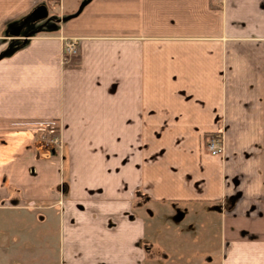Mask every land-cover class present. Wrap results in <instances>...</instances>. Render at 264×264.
Returning <instances> with one entry per match:
<instances>
[{"label":"crops","instance_id":"crops-1","mask_svg":"<svg viewBox=\"0 0 264 264\" xmlns=\"http://www.w3.org/2000/svg\"><path fill=\"white\" fill-rule=\"evenodd\" d=\"M32 202L0 264H264V0H0V210Z\"/></svg>","mask_w":264,"mask_h":264},{"label":"rangeland","instance_id":"rangeland-1","mask_svg":"<svg viewBox=\"0 0 264 264\" xmlns=\"http://www.w3.org/2000/svg\"><path fill=\"white\" fill-rule=\"evenodd\" d=\"M79 1L81 4L86 2V0H79ZM55 149L61 152L63 150V145L61 149L57 147ZM61 204H63L62 201L60 202V205ZM51 205H55V204H51ZM41 207L37 203L32 202L28 204V207L25 209L26 211L25 210H19V211L18 210H11V211L0 210V233H2V236H4L7 232V230L5 229V226L8 224L9 226L13 227V229L8 231L9 233L8 236L12 235L15 237L14 242L17 244L16 245L17 247L15 246V248H22L21 241L23 239H27V240L29 239V241H32L33 239H35L37 237V234L39 233V226H40L39 224L41 220L38 217L40 216L39 214L41 213L42 208H43ZM6 249L7 247L5 245H0V253L6 254ZM31 250L32 251L34 250L33 247L31 248ZM1 263L5 264V262H1Z\"/></svg>","mask_w":264,"mask_h":264},{"label":"built area","instance_id":"built-area-1","mask_svg":"<svg viewBox=\"0 0 264 264\" xmlns=\"http://www.w3.org/2000/svg\"><path fill=\"white\" fill-rule=\"evenodd\" d=\"M79 54V43L77 39L65 41L63 48V59L68 62L72 57ZM40 133L41 140L48 146L62 148L59 126L56 122H39L32 124ZM206 150L212 156H223L225 154V137L221 132L209 135L206 141Z\"/></svg>","mask_w":264,"mask_h":264},{"label":"water","instance_id":"water-1","mask_svg":"<svg viewBox=\"0 0 264 264\" xmlns=\"http://www.w3.org/2000/svg\"><path fill=\"white\" fill-rule=\"evenodd\" d=\"M33 15L40 19L45 18L48 15L47 8L44 6H41L33 13Z\"/></svg>","mask_w":264,"mask_h":264},{"label":"trees","instance_id":"trees-1","mask_svg":"<svg viewBox=\"0 0 264 264\" xmlns=\"http://www.w3.org/2000/svg\"><path fill=\"white\" fill-rule=\"evenodd\" d=\"M209 137V135H207V138Z\"/></svg>","mask_w":264,"mask_h":264}]
</instances>
